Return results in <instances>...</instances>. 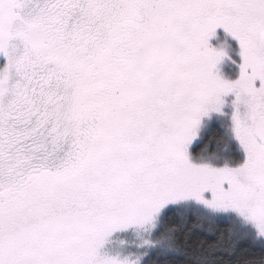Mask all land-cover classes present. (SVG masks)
Segmentation results:
<instances>
[{
	"label": "snow or ice",
	"instance_id": "1",
	"mask_svg": "<svg viewBox=\"0 0 264 264\" xmlns=\"http://www.w3.org/2000/svg\"><path fill=\"white\" fill-rule=\"evenodd\" d=\"M0 264H264V0H0Z\"/></svg>",
	"mask_w": 264,
	"mask_h": 264
}]
</instances>
